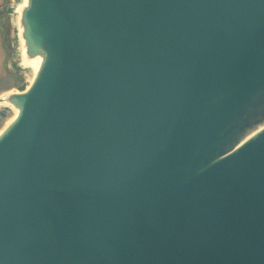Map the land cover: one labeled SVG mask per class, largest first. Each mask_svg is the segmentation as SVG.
<instances>
[{
  "label": "water",
  "instance_id": "water-1",
  "mask_svg": "<svg viewBox=\"0 0 264 264\" xmlns=\"http://www.w3.org/2000/svg\"><path fill=\"white\" fill-rule=\"evenodd\" d=\"M18 27L0 264H264V0H26Z\"/></svg>",
  "mask_w": 264,
  "mask_h": 264
},
{
  "label": "rangeland",
  "instance_id": "rangeland-1",
  "mask_svg": "<svg viewBox=\"0 0 264 264\" xmlns=\"http://www.w3.org/2000/svg\"><path fill=\"white\" fill-rule=\"evenodd\" d=\"M14 0H0V94L23 91L26 88L27 69L21 64L16 52L19 39L18 22L14 21ZM13 115L9 107H0V130Z\"/></svg>",
  "mask_w": 264,
  "mask_h": 264
},
{
  "label": "bare ground",
  "instance_id": "bare-ground-1",
  "mask_svg": "<svg viewBox=\"0 0 264 264\" xmlns=\"http://www.w3.org/2000/svg\"><path fill=\"white\" fill-rule=\"evenodd\" d=\"M13 3H14V5H13V7H14V21L16 23V22H18V20L20 18V13H21L22 8L26 4V0H14ZM20 31H21V27H20ZM16 48H17V52H16L17 58L19 57V59L21 60V64L27 69V71H25V75L27 77V84H26V88H27L30 85L31 81L33 80L35 72L38 69L39 59L32 60V59L26 58L25 46H24L23 39H20V38L18 39L16 37ZM8 95L0 94V98L2 99L0 101V107L4 106V107L11 108L13 110V115L9 119V121L5 124V126L0 130V133L14 119V117L16 116V114L18 112L17 109L14 108L13 105L10 102H8V100L6 98Z\"/></svg>",
  "mask_w": 264,
  "mask_h": 264
}]
</instances>
